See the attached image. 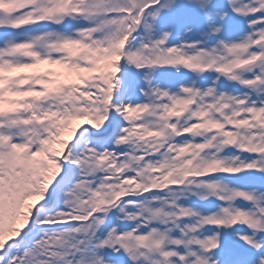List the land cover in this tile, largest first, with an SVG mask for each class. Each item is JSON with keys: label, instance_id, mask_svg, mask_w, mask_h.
Returning a JSON list of instances; mask_svg holds the SVG:
<instances>
[{"label": "snow or ice", "instance_id": "obj_1", "mask_svg": "<svg viewBox=\"0 0 264 264\" xmlns=\"http://www.w3.org/2000/svg\"><path fill=\"white\" fill-rule=\"evenodd\" d=\"M0 264H264V0H0Z\"/></svg>", "mask_w": 264, "mask_h": 264}]
</instances>
